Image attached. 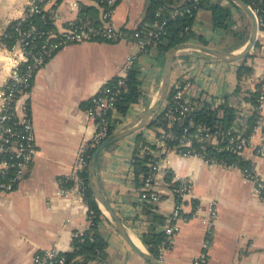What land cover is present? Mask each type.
Here are the masks:
<instances>
[{"label": "crops", "instance_id": "1", "mask_svg": "<svg viewBox=\"0 0 264 264\" xmlns=\"http://www.w3.org/2000/svg\"><path fill=\"white\" fill-rule=\"evenodd\" d=\"M30 1L0 0V92L21 60L20 49L14 43L8 44L5 35L12 22L25 14ZM148 4L149 0H118L112 21L119 37L111 41L68 42L37 70L25 97L33 118L37 154L16 188L0 193V264H31L34 252L42 247L71 251L74 236L90 227L88 202L76 190L61 193L62 179L71 173L80 147L95 131V119L87 112L91 96L123 73L128 55L135 56L138 62L144 97L130 106L122 118L123 126L135 125L158 95L163 67L156 61V46L149 45L150 42L144 48L134 36L140 26L148 25L143 24ZM45 9L51 13L57 29L83 11L95 20L101 14L98 0H47ZM244 13L242 16L234 12L228 29L248 25L247 42L251 23ZM193 29L210 46L239 52L246 44L229 49L238 39L227 28L214 27L211 12L206 8L197 11ZM248 54L236 60H222L196 49H180L173 61L172 81L188 78L191 84L186 91L193 98L224 102L231 94L230 102L241 110L238 114L244 120L252 105L246 96L257 89L264 76V29L259 28ZM243 63L251 65L252 71L239 80L237 71ZM237 86L239 90L235 91ZM1 104L0 96V111ZM140 130L118 139L100 154L94 182L134 242L138 240L135 243L149 251L141 235L151 222L140 207L133 167L135 137ZM263 132L264 115L261 129L251 134L241 155L251 162L250 168L264 182V156L255 149ZM162 163L172 176H187L193 182L184 208L187 219L181 222L173 246L165 251L164 264H196L195 258L203 250L210 230L206 264H264V187L258 193L255 181L239 166L210 163L198 154L172 149ZM95 199L105 216L99 230L107 241L106 264H154L131 246L108 210L96 196ZM156 206L169 214L173 199L165 194ZM210 207L216 208L213 219ZM95 263L100 262L91 264Z\"/></svg>", "mask_w": 264, "mask_h": 264}, {"label": "built area", "instance_id": "2", "mask_svg": "<svg viewBox=\"0 0 264 264\" xmlns=\"http://www.w3.org/2000/svg\"><path fill=\"white\" fill-rule=\"evenodd\" d=\"M47 0H31L25 14L16 19V39L14 47L21 52V60L13 68L5 88L0 92L2 97L0 111V193L10 192L26 176L28 169L37 154L35 128L32 115L29 111L25 97L32 86L37 70L64 44L77 41L91 40H115L119 32L112 21L113 11L118 0H98L101 5L99 23L89 15H79L71 20L63 28L40 30L36 23L22 26L30 15L45 11ZM199 0H181L170 6L160 7L155 11V17L147 25L148 30L144 34L140 29L134 31V36L142 47H146L154 38H158L166 30L169 19L194 14L198 9ZM252 8V7H251ZM258 23L259 17L254 8ZM53 18V17H52ZM135 62V56L128 55L122 74L118 75L112 82L104 84L90 98L87 108L88 114L95 119V131L91 139L85 142L79 149L76 162L71 173L62 179L61 193L69 194L76 190L86 201V192L90 183L86 180L85 172H88L91 148L97 147L115 129L123 126L121 115L117 109V100L128 88L127 75ZM174 90L170 99H164L159 111L163 113V122L143 128L147 143L141 147L142 154H150L148 170L142 176L140 184L137 185L140 207L144 201L152 204L159 203L169 194L173 199V206L168 214L167 223L163 226L164 238L158 246V259L164 261L165 251L172 247L175 236L179 232L181 222L187 219L184 208L188 196L193 189V182L187 176H172L166 178L168 173L163 168V159L169 150H177L185 154H198L210 163H222L216 157L210 155L204 147L214 145L218 150L228 149L241 154L253 132L261 129L264 115V76L257 87L260 90L257 103L251 105L246 116L256 113L257 122L250 136L243 134L245 127L233 125L229 128L222 127L219 123L209 126L204 123H196L190 120L179 134L174 129L176 121H183L191 111L202 103L208 102L212 107H217L223 100L211 98H193L187 94L190 86L189 79L176 78L172 81ZM169 91V90H168ZM237 113L241 110L237 108ZM248 111V110H247ZM222 109H219V113ZM238 114L239 121H244ZM245 114V112H244ZM156 116V115H155ZM116 128L111 132V126ZM173 143V141H175ZM194 142L200 143L202 150L194 146ZM185 148V149H184ZM257 153L264 156V132L261 134V142L255 148ZM226 166H239L226 165ZM244 174L255 181L254 189L261 193L264 182L251 168L241 167ZM93 210L90 209V213ZM216 208L210 207V218H215ZM211 243V230L203 243V250L197 258L196 264H206L208 259V247ZM31 264H71L66 254L56 246L42 247L36 249L32 256Z\"/></svg>", "mask_w": 264, "mask_h": 264}, {"label": "trees", "instance_id": "3", "mask_svg": "<svg viewBox=\"0 0 264 264\" xmlns=\"http://www.w3.org/2000/svg\"><path fill=\"white\" fill-rule=\"evenodd\" d=\"M181 0H149L148 9L143 21V24H149L151 20L155 17V11L164 6H170L176 4ZM250 7L254 8L259 17V28L264 29V0H244ZM198 9H195L194 14H185L176 18L169 19L166 30L158 38H154L151 44L156 46V61L163 67L165 62V55L169 48L182 41H198L206 44L202 34L197 33L193 29V24L195 20L196 13L201 8L209 9L211 12V22L214 27H225L228 29L229 20L233 17L234 12H238L240 15L245 16L244 10L233 0H226L222 3L221 0H199ZM87 11H83L81 15H88ZM95 20V19H94ZM30 23H36L40 30H48L54 28L53 18L48 10L37 12L30 15L25 21H23L22 26H29ZM95 23H99V20H95ZM17 20L13 21L6 32L5 40L8 44L14 43L16 39V27ZM140 32L144 34L148 30V26H140ZM229 34L237 38L238 41L234 45L229 46V49L234 47H239L246 42L248 38V25L241 29H228ZM148 45V46H149ZM248 54L247 56H249ZM178 55L176 54V59ZM186 58V57H185ZM252 71V66L243 63L239 65L237 75L239 80ZM116 78V77H115ZM115 78L110 80L112 82ZM141 79L139 77V65L138 62H134L130 68L127 75L128 89L122 92L117 100V109L121 115H126L130 106L140 101L143 97V90L141 88ZM259 86V85H258ZM173 86L171 85L167 93L166 99H170L173 93ZM239 90L237 86L236 90ZM260 90L249 91V95L246 99L252 104L257 103V98L259 97ZM231 94L225 97L223 103L217 107H212L208 102L202 103L199 107L190 112V114L183 121H176L174 123L173 129L177 133H181L186 125H188L190 120H194L196 123H204L209 126H215L220 124L224 128H229L233 125H239L240 127H245L243 134L245 136H250L253 128L257 122L258 115L256 113L250 114L244 121H239L236 106L230 102ZM219 109L222 112L219 113ZM163 113L156 114L152 121L147 126L156 125L164 121L162 119ZM116 128V124L111 126V132ZM242 128V127H241ZM136 145L133 156V167L136 173V183L140 184L142 176L148 170V161L151 157L150 154H142L140 152L141 147L147 143L144 136L143 129L136 134ZM176 142L173 141V143ZM194 146L202 150L201 144L194 142ZM96 148V147H95ZM95 148H91L89 151L91 156ZM185 149V148H184ZM204 149L210 153V155L217 158L218 161L225 163L226 165H239L241 167H251V162L243 157L241 154L233 152L228 149L218 150L217 146L207 145ZM91 158V157H90ZM172 173L168 171L166 178H170ZM86 180L90 183L89 171L85 172ZM86 199L93 210L90 213L91 225L90 227L81 234H77L73 239V249L71 251L64 252L67 256L68 261L71 264H91L92 262L107 263L106 260V246L107 241L105 237L100 233L99 226L100 223L105 219L104 212L99 207L97 200L95 199L94 192L89 186L86 192ZM142 208L145 214H147L150 220V226L147 231L143 232L141 238L145 245L148 247L149 251L153 253L156 257L158 256V246L164 238L163 226L167 223L168 214L160 212L155 204L144 201L142 203Z\"/></svg>", "mask_w": 264, "mask_h": 264}, {"label": "water", "instance_id": "4", "mask_svg": "<svg viewBox=\"0 0 264 264\" xmlns=\"http://www.w3.org/2000/svg\"><path fill=\"white\" fill-rule=\"evenodd\" d=\"M236 2L241 8L248 14L250 18V35L249 39L246 42L245 46L239 52H234L230 50H225L219 47L210 46L208 44H204L197 41H182L179 42L169 48L165 55V62L163 65V77L161 81V85L158 91V95L155 100L149 105L147 111L142 115L141 119L133 126H122L120 128L115 129L105 140H103L93 151L92 156L89 161L88 171L90 178L91 188L97 197V199L103 204V206L108 210L110 215L112 216L115 225L119 232L123 235V237L131 244V246L139 252L142 256H144L147 260H150L154 264H164L163 261L159 260L153 253L150 251L144 250L140 248L134 240L131 238L125 224L122 219L119 217L117 212L113 209L109 201L105 198L103 193L97 188L94 182V175L96 172V162L99 158L100 154L112 143L117 141L118 139L136 131L139 129H143L146 127L152 119L155 117L156 113L159 111L164 99L167 96L168 90L170 88V83L172 79V70H173V61L180 49H196L210 55H213L222 60H236L238 58H242L246 56L251 48L254 46L257 35L259 31V23L256 17V14L252 10V8L244 1V0H233ZM95 264H106V263H95Z\"/></svg>", "mask_w": 264, "mask_h": 264}, {"label": "bare ground", "instance_id": "5", "mask_svg": "<svg viewBox=\"0 0 264 264\" xmlns=\"http://www.w3.org/2000/svg\"><path fill=\"white\" fill-rule=\"evenodd\" d=\"M135 242L138 243V240L135 239Z\"/></svg>", "mask_w": 264, "mask_h": 264}, {"label": "rangeland", "instance_id": "6", "mask_svg": "<svg viewBox=\"0 0 264 264\" xmlns=\"http://www.w3.org/2000/svg\"><path fill=\"white\" fill-rule=\"evenodd\" d=\"M243 91H239V94H241Z\"/></svg>", "mask_w": 264, "mask_h": 264}]
</instances>
